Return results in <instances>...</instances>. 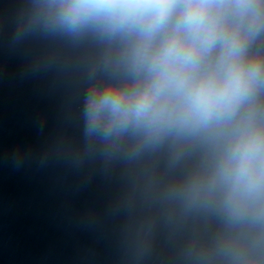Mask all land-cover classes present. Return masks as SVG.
<instances>
[{
  "label": "clouds",
  "instance_id": "obj_1",
  "mask_svg": "<svg viewBox=\"0 0 264 264\" xmlns=\"http://www.w3.org/2000/svg\"><path fill=\"white\" fill-rule=\"evenodd\" d=\"M30 37L95 46L79 142L41 166L126 170L140 258L164 225L178 264H264V0H27Z\"/></svg>",
  "mask_w": 264,
  "mask_h": 264
},
{
  "label": "water",
  "instance_id": "obj_2",
  "mask_svg": "<svg viewBox=\"0 0 264 264\" xmlns=\"http://www.w3.org/2000/svg\"><path fill=\"white\" fill-rule=\"evenodd\" d=\"M26 3L0 0V264H178L180 237L164 225L138 256L126 170L38 163L48 145L79 142L95 46L15 41Z\"/></svg>",
  "mask_w": 264,
  "mask_h": 264
}]
</instances>
